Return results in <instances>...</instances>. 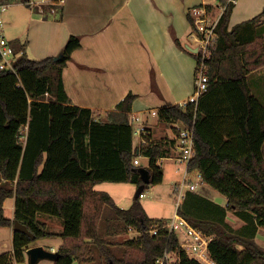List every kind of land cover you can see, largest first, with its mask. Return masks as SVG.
Instances as JSON below:
<instances>
[{
	"label": "trees",
	"instance_id": "16d2710c",
	"mask_svg": "<svg viewBox=\"0 0 264 264\" xmlns=\"http://www.w3.org/2000/svg\"><path fill=\"white\" fill-rule=\"evenodd\" d=\"M233 7L228 3L218 20L217 44L208 61L209 86L197 110L193 103L184 108L167 104L158 113L167 122L195 121L196 156L189 171L198 170L228 198L221 222L179 208L192 225L212 236L210 258L216 264H264V247L254 240L264 226V104L251 92L248 79L252 69L264 64V36L257 33L264 11L230 28ZM207 8L213 12L211 4ZM81 44L79 35H71L59 54L32 59L25 44L15 40V48L24 53L14 70L0 68V226H13L17 219L35 235L14 231V251L0 254V264L25 262L26 249L55 235L64 238L55 264H159L165 253L171 258L164 264H204L182 250L176 231L161 228L152 233L165 221L149 216L140 197L122 208L108 192L95 188L102 181L144 183L142 168L134 163L137 151L129 115L136 95L129 93L107 120L73 105L61 73ZM140 154L150 158L144 192L162 182L157 160L167 154L162 143L143 144ZM8 197L16 198L14 220L5 215ZM106 209L111 216L105 215ZM227 209L246 221L242 232H225L221 223ZM38 213L60 217L63 231L47 230ZM131 228L139 236L124 242L110 239Z\"/></svg>",
	"mask_w": 264,
	"mask_h": 264
},
{
	"label": "crops",
	"instance_id": "0c3cea01",
	"mask_svg": "<svg viewBox=\"0 0 264 264\" xmlns=\"http://www.w3.org/2000/svg\"><path fill=\"white\" fill-rule=\"evenodd\" d=\"M36 1L40 4H29L24 1L25 5L18 6L21 8L17 15H14L12 10L7 17L4 14L8 12L9 4L2 14L6 36L13 42L16 40L24 43L25 52L30 58L43 59L59 54L71 35H79L82 44L73 51L61 73L71 103L90 108L97 118L107 120L108 113L118 110V105L129 93L135 94L136 98L129 115L130 118L133 114L141 115L146 122L148 133L140 136L134 130L133 145L137 151L134 163L148 170L150 158L140 154V147L143 144L162 143L167 155L158 158L157 163L162 168L164 179L162 161L178 160L180 154L177 148V126L180 124L167 122L159 117V113L151 114V110L159 111L167 104H178L192 94L196 80L197 58L195 52L187 47L196 49L189 11L201 4H211L214 8L212 13L217 16L220 12L219 2L65 0L56 12H52L51 9L44 10L43 6L53 0ZM22 7L24 11H21ZM263 11L264 0H238L232 10L230 28L257 17ZM21 14L23 16H19ZM248 79L251 92L264 104V65L251 70ZM144 160H148L147 163H144ZM180 164L185 166L182 162ZM200 176L198 170L190 171L188 181L197 182V189L186 192L183 202L180 201L176 211L183 217L185 216L179 208L190 216L221 222L228 198L218 194L217 189ZM99 183L95 188L108 192L122 208H125V205H121L120 202L133 203L136 197V193L132 195L129 190L128 193L124 191L117 197L119 198L117 202L112 191L100 189ZM134 184L137 191L139 186ZM173 191L177 203L178 195L175 188ZM141 198L143 197H140V200ZM15 207V197H8L4 201L5 215L12 220L15 217ZM109 212L111 211L106 209L105 215L111 216L112 212L108 215ZM148 215L151 216L149 213ZM37 218L45 223L47 230L51 232L59 233L64 229L63 221L58 216L38 213ZM221 224L226 233H240L246 221L234 211L227 209L225 221ZM136 232L135 237L139 236V232L137 230ZM259 233L264 236V226L258 228L254 237V240L264 247L262 243L264 239ZM63 243L64 238L55 235L42 237L34 245L59 252ZM27 250L25 262L15 261L13 264H55V258H39L32 263ZM13 251V226H0V254ZM74 264L80 262L76 260Z\"/></svg>",
	"mask_w": 264,
	"mask_h": 264
},
{
	"label": "built area",
	"instance_id": "2783aa9c",
	"mask_svg": "<svg viewBox=\"0 0 264 264\" xmlns=\"http://www.w3.org/2000/svg\"><path fill=\"white\" fill-rule=\"evenodd\" d=\"M43 2V1H42ZM65 0H53L50 4L52 12H56L57 9L63 5ZM236 4L238 0H227V3ZM29 4H40L36 0H28ZM226 5H220L219 15L214 16L207 8V5L201 4L190 9L189 14L193 19V37L195 39V47L197 54V66H196V80L192 94L185 100L179 102L181 107H186L189 103H193L198 108V104L201 96L208 90L209 77L208 61L212 58L213 50L217 44L216 26L218 20L225 10ZM9 4L0 1V68L4 70H14L15 61L19 56L24 53V50H17L4 33L2 14L7 10ZM151 114L157 115L158 110H151ZM130 122L133 125L135 132L142 136L148 133V128L145 120L141 115H131ZM177 126V148L179 150L178 160L185 164V177L183 181L175 186V191L178 195L177 208L180 205V201L185 197L188 190H196L197 182L193 183L188 181L189 176V164L196 156L195 148V121L192 124H183L179 122ZM201 178V176H200ZM145 192L140 194V197H144ZM161 228H166L169 232H182L179 235L181 248L188 255L195 257L202 261L204 264H216L209 256V243L212 239L211 236L204 234L200 229L192 225L185 217H183L178 211H176L173 220L165 222L162 226H154L151 231L153 234H158ZM171 255L165 253L164 257L159 259V264H164L166 260H169Z\"/></svg>",
	"mask_w": 264,
	"mask_h": 264
},
{
	"label": "rangeland",
	"instance_id": "374dc122",
	"mask_svg": "<svg viewBox=\"0 0 264 264\" xmlns=\"http://www.w3.org/2000/svg\"><path fill=\"white\" fill-rule=\"evenodd\" d=\"M4 2L10 4L8 12L4 14V16L7 17L12 10H13V14L17 15L19 12V8H21V7L18 8V6L20 4L25 5L23 0H4ZM23 8L24 7H22L21 11H24ZM212 14L216 16L215 13ZM19 16H23V15L21 14ZM259 22L260 23H259V27L257 28V33L260 36H264V16L260 18ZM47 96L49 98L51 97V95H47ZM147 161L148 160H144L143 162L147 163ZM162 162H163L162 166L164 167V171H165V177L163 181L155 186H150L148 189H146L144 191L146 193V196L141 198V202L144 208L152 217L162 218L164 219L165 222H170L174 218L177 207L176 199H175L176 195L174 194L173 190L175 188V185L183 181L184 173H185L183 171L185 169V166L183 164H180V162L176 159L163 160ZM98 187L100 189H108L112 191L113 193L112 195L115 196L117 202L119 201V198L117 197H119V195L124 191L125 193H128L129 190V193H133L132 195H135L136 193L135 184L130 182L102 181L99 183ZM218 194H222V193L218 191ZM218 197L221 198L220 195H218ZM182 202L183 199L181 200V203ZM120 203L121 205H125L124 206L125 208H129L132 204V202H128V204L124 202H120ZM108 215H111V212H109ZM59 220L61 219L59 218ZM180 233L182 234L181 231ZM136 234H137L136 230H129L127 233L112 235L110 236V239L113 240L114 242H124L128 238H135ZM259 236L262 237V239H264L262 233H259ZM115 249H121V248L120 246H115Z\"/></svg>",
	"mask_w": 264,
	"mask_h": 264
},
{
	"label": "water",
	"instance_id": "95a60500",
	"mask_svg": "<svg viewBox=\"0 0 264 264\" xmlns=\"http://www.w3.org/2000/svg\"><path fill=\"white\" fill-rule=\"evenodd\" d=\"M187 47L192 52H196V49L192 48L191 46H187ZM58 58L59 56H57L55 59H58ZM141 172H142V178L144 180V183L137 188L136 197H140V194L142 193V190L144 189L145 184L150 182L149 171L145 168H142ZM13 228H14V231H21V232H24L30 235L33 238L35 237L34 233L27 227V225L23 224L17 219L14 221ZM27 254L31 262L34 263L39 258H56L58 255V252H53L52 250H48L41 245H34L28 248Z\"/></svg>",
	"mask_w": 264,
	"mask_h": 264
}]
</instances>
